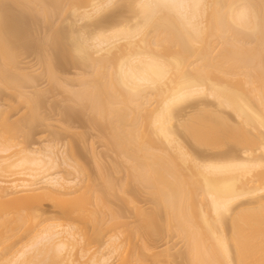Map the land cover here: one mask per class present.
Segmentation results:
<instances>
[{"label": "bare ground", "instance_id": "bare-ground-1", "mask_svg": "<svg viewBox=\"0 0 264 264\" xmlns=\"http://www.w3.org/2000/svg\"><path fill=\"white\" fill-rule=\"evenodd\" d=\"M16 1L33 4L36 10L43 8L39 0ZM48 1L67 14L63 22L72 55L96 77L77 74L61 79L50 54H44L49 80L76 99L89 101L91 109L109 121L115 117L116 122L131 127L129 157L142 159L138 177L182 232L189 234L191 223L199 229L188 240L190 263L264 264V171H257L264 167V160L256 154H264V117L251 101V96L260 99L259 90L248 74H243L247 91L242 85L209 76L214 71L229 75L221 65L257 60L226 39L223 44L232 47L220 63L213 62L214 49L204 42L208 29L223 34L231 28L259 32L263 26L253 6L245 0H126L131 15L123 18L108 14L121 0ZM12 32L0 15L4 47L9 45L5 37ZM159 40L169 41L178 50L159 54ZM19 64L16 59L0 64L2 83L16 91L18 99L37 106V98L19 90L36 80L27 71L30 66ZM191 66L195 76L187 74ZM197 98L212 99L216 109L200 107L194 101ZM188 109L193 113L187 114ZM225 111L232 112L234 124ZM8 117L7 107L0 105V126L15 131ZM34 117L32 111L30 119ZM200 121L212 124L206 130L191 124ZM180 127L197 136L207 149L193 152L179 136ZM115 128L118 132L121 127ZM261 129L263 133H258ZM114 136L121 145L117 133ZM224 140L242 146L240 153L219 149ZM58 144L49 141L44 148L29 152L0 144V264H111L112 256L121 255L122 245L115 235L108 240L107 253L88 254L89 238L75 224V214L86 217L87 198H64L80 188L82 171L73 154ZM66 170L72 171V178ZM189 180L196 185L194 190L186 189ZM7 197L19 206L41 199L54 201L66 222L46 219L30 229L36 215L11 216ZM240 199H254L256 208L242 210L236 205ZM141 216L151 217L144 212ZM226 216L233 227L230 236L224 229ZM25 232L27 240L13 242ZM119 264H128V259L122 257Z\"/></svg>", "mask_w": 264, "mask_h": 264}, {"label": "rangeland", "instance_id": "rangeland-1", "mask_svg": "<svg viewBox=\"0 0 264 264\" xmlns=\"http://www.w3.org/2000/svg\"><path fill=\"white\" fill-rule=\"evenodd\" d=\"M245 1L253 6L263 28L256 33L231 28L225 34L216 29H208L204 42L211 44L214 49L213 62L220 63L221 56L232 47L230 43L223 44V40L226 39L241 46L250 58L257 61L224 64L221 67L229 72V75L214 71L209 76L224 79L233 85H242L247 91L243 74H248L256 82L255 86L260 95L259 100L251 96V101L264 117V0ZM38 4L43 8L36 10L33 4L0 0V15L13 29V32L5 37L9 45L4 47L5 44L0 43V64H8L16 59L20 66H30L28 70L25 69L35 76V83L19 90H26L38 100L35 106L33 103L28 104L18 99L17 92L7 89L0 76V105L7 107L8 120L16 126L15 131L0 126V144L14 145L12 151L24 149L29 152L36 148L42 149L47 142L54 141L58 142L59 146L65 145L67 151L73 154L82 171L81 186L78 190H72L64 195V198L67 200H78L82 196L87 198L86 217L80 219L75 214V224L89 238L86 242L89 255L96 253L97 256H101L107 253L110 246L108 240L115 235L122 245L121 255L112 256L111 264H119L122 257L128 259V264H191L188 240L195 238L199 229L191 223L189 234L182 232L177 222L170 219L163 203L152 194L153 190L138 177L142 159L134 160L129 157L133 144L129 141L131 137L127 133L131 127L116 122L115 117L114 121L113 119L109 121L104 115L101 116L92 110L89 101L76 99L72 94L63 92L54 81L49 80L44 54H50L56 75L61 79L75 78L77 74H83L87 79L96 77L91 75L89 67L75 60L72 55L70 40L65 33L63 22L67 14H61L59 8L48 0H39ZM218 8L220 6L216 9ZM108 14L130 17L128 1H119ZM117 18L120 17H113ZM159 42L161 46L158 53L161 55L166 56L178 50V47L169 41ZM187 74L196 75L194 66L189 67ZM37 91L40 93L37 94ZM194 101H199L202 108L216 109L212 99L197 98ZM192 110L188 109L187 114H192ZM32 111L36 113V117L30 119ZM224 113L229 114L230 122L234 124L232 112ZM191 124L206 130L212 123L200 121ZM116 125L121 127L118 132ZM257 132L263 133V129ZM116 133L121 145L115 142ZM179 136L193 152L201 148L204 151L205 147L207 149V146L200 145L197 136L181 127ZM206 139L211 141L210 138ZM224 141L219 149L233 148L234 152L240 153L242 146H236L233 141L226 140V143ZM256 154L264 160V154L260 151ZM257 171L263 172L264 167ZM65 174L73 177L71 170H66ZM22 178L29 179L26 176ZM195 187L192 181L187 182L186 189L194 190ZM37 193H41V190ZM5 200L11 216L18 213L36 215V218L32 219L30 229L38 228L46 219L66 222L61 213V206L54 201L41 199L39 203L19 206L12 202L11 198L7 197ZM254 201L240 199L236 205H240L242 210L254 209L256 208ZM141 212L148 213L151 217L144 219ZM229 219V216L225 217L224 227L228 236L233 230ZM26 233L17 235L13 242L23 240ZM25 240L27 239L24 238L23 241Z\"/></svg>", "mask_w": 264, "mask_h": 264}]
</instances>
